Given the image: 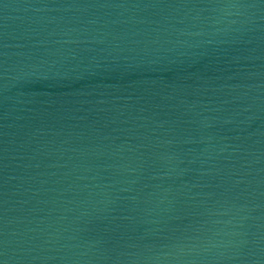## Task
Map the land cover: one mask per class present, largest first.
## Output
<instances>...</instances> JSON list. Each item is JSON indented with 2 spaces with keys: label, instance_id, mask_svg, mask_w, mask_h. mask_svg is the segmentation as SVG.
Returning a JSON list of instances; mask_svg holds the SVG:
<instances>
[{
  "label": "water",
  "instance_id": "1",
  "mask_svg": "<svg viewBox=\"0 0 264 264\" xmlns=\"http://www.w3.org/2000/svg\"><path fill=\"white\" fill-rule=\"evenodd\" d=\"M0 264H264V0H0Z\"/></svg>",
  "mask_w": 264,
  "mask_h": 264
}]
</instances>
